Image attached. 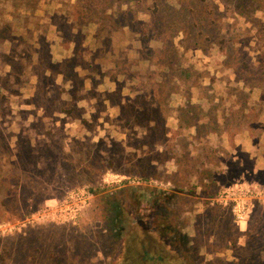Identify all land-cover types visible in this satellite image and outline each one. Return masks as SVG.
Returning a JSON list of instances; mask_svg holds the SVG:
<instances>
[{
    "label": "rangeland",
    "instance_id": "374dc122",
    "mask_svg": "<svg viewBox=\"0 0 264 264\" xmlns=\"http://www.w3.org/2000/svg\"><path fill=\"white\" fill-rule=\"evenodd\" d=\"M59 1L61 15L53 20L65 42L80 43L83 28L93 23L106 49L118 37L123 54L134 52L126 71L135 80L127 89L147 91H129L119 119L85 120L84 127L77 122L67 135L58 129L48 134L39 125V137L28 136L25 120L17 134L10 132L9 101L0 96V264H117L122 244L109 230L102 199L127 187L137 192L124 200L141 226L153 218L139 217L152 191L176 195L172 215L180 216L193 252L182 256L187 264H264V205L256 203L248 220L238 223L218 200L238 183L264 188V173L250 175L252 163L240 154L228 176L210 174L203 161L207 151L191 158L188 141L174 138L176 153L163 119L171 114L169 92L188 94L191 86L215 83L217 75L226 83L217 95L239 103L248 96L239 82L264 85V0ZM5 5L8 0H0V44L11 37ZM202 90L209 99L216 95L211 86ZM105 98L99 95V108ZM110 98L117 102L121 96ZM220 105L208 114L223 110ZM171 110L190 123L201 116L197 107ZM253 110H264V104ZM199 134L206 136L208 128ZM174 156L177 172L164 167ZM217 187L224 189L217 193ZM81 194L89 197L85 203ZM75 208L80 211L71 221L67 213ZM182 258L173 255L164 264Z\"/></svg>",
    "mask_w": 264,
    "mask_h": 264
},
{
    "label": "crops",
    "instance_id": "0c3cea01",
    "mask_svg": "<svg viewBox=\"0 0 264 264\" xmlns=\"http://www.w3.org/2000/svg\"><path fill=\"white\" fill-rule=\"evenodd\" d=\"M6 8L9 10L3 19L12 25L11 37L0 44V96L9 101L11 133L17 134L18 123L24 120L28 136L39 137L43 134L38 130L39 125L47 133L58 129L67 135L77 122L84 127L85 120L108 123V120L120 118L122 98L131 95L132 90L127 86L134 84L129 80H135L132 73L126 71L133 63V50L127 49L123 54L125 49L117 47L122 45L118 37H114L111 47L106 49L94 23L79 31L84 34L79 45L72 41L67 44L61 28L53 20L61 15L63 3L59 0H8ZM119 35L121 38L124 36L123 33ZM122 65H125L124 69ZM216 79L213 84L191 86L188 94L176 90L168 93L166 105L171 114L163 116L166 136L170 140L186 139L191 145V158H198L203 151H207L203 161L210 174L228 176L231 167L240 161V154L252 163L250 175L264 173V110L253 112V106L264 104V85L239 82L237 85L242 87L241 91L248 93L244 103H239L217 95V90L223 91L226 83L218 75ZM209 86L216 94L213 99L207 98L202 90ZM144 87L131 93H145L147 90ZM162 87L158 85L159 91ZM99 95L106 96L101 108L97 105ZM114 95H120V100L114 102L110 98ZM215 105H224V109L216 108L212 115L208 114ZM180 107L189 109L188 112L197 107L201 116L196 123L186 122L178 112L172 113V108L176 110ZM105 127L108 128L107 124ZM202 127L208 128L204 137L199 134ZM37 140L33 138L32 142ZM171 144L178 153L176 140H172ZM174 157L170 167L167 164L164 167L177 172L178 156ZM243 178H246L245 174ZM217 189L219 193L224 188ZM207 198L213 197L207 194Z\"/></svg>",
    "mask_w": 264,
    "mask_h": 264
},
{
    "label": "trees",
    "instance_id": "16d2710c",
    "mask_svg": "<svg viewBox=\"0 0 264 264\" xmlns=\"http://www.w3.org/2000/svg\"><path fill=\"white\" fill-rule=\"evenodd\" d=\"M134 193H137L134 188L127 187L102 199L109 230L122 244L117 264H164L173 255L182 258L193 254L180 216L172 215L171 207L177 199L176 195L152 191L147 210L139 217L153 218L141 226L135 220L131 204H126L124 200L125 195L134 196ZM158 218L163 221L160 225L156 221ZM179 263L187 264L184 259Z\"/></svg>",
    "mask_w": 264,
    "mask_h": 264
},
{
    "label": "built area",
    "instance_id": "2783aa9c",
    "mask_svg": "<svg viewBox=\"0 0 264 264\" xmlns=\"http://www.w3.org/2000/svg\"><path fill=\"white\" fill-rule=\"evenodd\" d=\"M88 198L87 194L79 196L82 203H85ZM218 200L232 209L234 218L238 223H244L248 220L256 203L264 205V188L258 184L238 183L228 191H224ZM68 206L70 205L68 204ZM79 211V208L68 211V219L75 220Z\"/></svg>",
    "mask_w": 264,
    "mask_h": 264
}]
</instances>
